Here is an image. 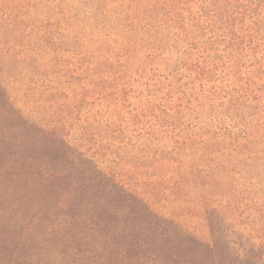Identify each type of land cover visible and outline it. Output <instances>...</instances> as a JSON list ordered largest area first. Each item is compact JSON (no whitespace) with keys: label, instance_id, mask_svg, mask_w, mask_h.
<instances>
[{"label":"rangeland","instance_id":"rangeland-1","mask_svg":"<svg viewBox=\"0 0 264 264\" xmlns=\"http://www.w3.org/2000/svg\"><path fill=\"white\" fill-rule=\"evenodd\" d=\"M0 264H264V0H0Z\"/></svg>","mask_w":264,"mask_h":264}]
</instances>
